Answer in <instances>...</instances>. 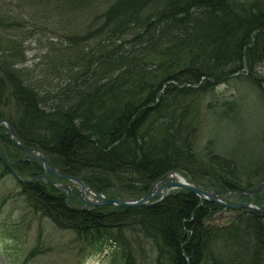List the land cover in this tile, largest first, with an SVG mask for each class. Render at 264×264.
Instances as JSON below:
<instances>
[{
    "label": "trees",
    "instance_id": "trees-1",
    "mask_svg": "<svg viewBox=\"0 0 264 264\" xmlns=\"http://www.w3.org/2000/svg\"><path fill=\"white\" fill-rule=\"evenodd\" d=\"M262 65L264 0H0V118L55 169L107 197L136 199L176 170L245 200L234 191L264 179V119L247 134L259 120H249L246 100L213 93L245 73L262 99ZM1 126L9 166L39 174L33 159L10 160L20 149ZM18 188L83 253L106 239L122 264H138L144 246L151 264H264V205L227 208L218 223L210 218L220 207L185 189L149 206L76 210L41 178ZM263 197L264 186L251 200ZM37 243L27 257L42 251Z\"/></svg>",
    "mask_w": 264,
    "mask_h": 264
},
{
    "label": "rangeland",
    "instance_id": "rangeland-1",
    "mask_svg": "<svg viewBox=\"0 0 264 264\" xmlns=\"http://www.w3.org/2000/svg\"><path fill=\"white\" fill-rule=\"evenodd\" d=\"M31 46L33 49L27 54L29 61L36 52V49H38L34 48L36 45L33 46L31 44ZM258 70L264 71V65H262V69ZM243 76L244 78L242 77L241 80L235 77L224 84H220L215 88L213 95L216 98L220 97V95L240 96L246 100L245 106L249 107L248 110H251V115L250 113L246 114L249 120L253 118L257 120L264 119V95L261 99L260 95H255L256 92H252V88L249 90L245 84L247 83V79L245 78L247 74L243 73ZM203 97L208 100L212 96L210 97L209 93H205ZM262 121L259 120V123H257L258 128L248 126L246 133L256 134L257 131L259 132L260 126H263L264 121ZM232 136L235 139L238 137V133L232 132ZM248 144L244 143L239 147H244ZM16 152L19 154L16 158H25L26 154L22 150H17ZM2 155L6 159V156ZM179 173L185 177L182 172ZM54 180L58 183L64 182L62 179L55 178ZM72 186L76 191L78 190L76 184H72ZM18 189V181L11 174L0 177V264H122V258L119 253L120 249L106 239L97 241L93 247L90 246L88 252L87 248L85 253L80 251V242L79 239L75 238V234L66 230H59L51 219L45 215H40V212L34 209L31 201L24 199V196L18 193ZM176 189L182 188L169 189L168 194ZM222 195L224 196L225 194L222 193ZM225 196L227 198L226 202L231 203L247 199L237 201L230 193H227ZM250 201L255 205H259V202L252 201L251 197ZM219 207L220 209L215 211L210 219L218 223H225L227 218L230 217L229 215L232 214V211L222 206ZM36 241H38L37 244L42 251L27 257L29 249ZM150 255L148 248L144 246V251L141 256H138L139 263L151 264L149 261Z\"/></svg>",
    "mask_w": 264,
    "mask_h": 264
},
{
    "label": "water",
    "instance_id": "water-1",
    "mask_svg": "<svg viewBox=\"0 0 264 264\" xmlns=\"http://www.w3.org/2000/svg\"><path fill=\"white\" fill-rule=\"evenodd\" d=\"M0 125L5 126L4 134L6 135V139L8 143L22 150L26 155L33 158L42 171L41 174L29 178L20 177L9 166L8 161L4 158V156L0 151V159L4 163V165L8 167L10 173L19 182H23V183H30L36 178L44 179V181L54 189L64 191V203L69 208L72 207L68 205L67 199L70 196V190L73 183L78 185L79 197L82 201V205L77 208L78 210H82L85 205H88L90 207V210L95 206H102V205H115V206H124V207L149 206L162 200L168 194L169 189L172 188L185 189L190 193L196 195L199 199V202L206 200L213 202L219 206H222L223 208L244 207L252 210H261V208L264 205V199L259 203V205H255L253 202L250 201V197L264 186V179L249 189H246L244 191H237V190L234 191L237 196H247V199L245 201L231 203V202H226L227 200L226 196L222 195V193H230L231 192L230 190H218V191L205 190L200 186L194 184L190 179L184 177L181 173H179L176 170H168L164 174L157 177L150 184L146 193L136 199L107 197L104 194H101L95 191L94 189H92L80 178L73 175L65 174L55 169L53 166L49 164L44 154L40 150L20 143L17 139L12 123L8 118L6 117L0 118ZM23 159L25 158L11 159V161L17 162ZM174 174H177L178 177L176 176L174 177ZM49 176L62 179L65 182L55 183L54 181H52V179H50ZM34 186L36 188H39L37 184H35ZM84 193L89 194L87 196L88 197L92 196L94 197V199L90 200L89 198L84 196ZM154 196L157 197L154 198Z\"/></svg>",
    "mask_w": 264,
    "mask_h": 264
},
{
    "label": "flooded vegetation",
    "instance_id": "flooded-vegetation-1",
    "mask_svg": "<svg viewBox=\"0 0 264 264\" xmlns=\"http://www.w3.org/2000/svg\"><path fill=\"white\" fill-rule=\"evenodd\" d=\"M71 196H70V198L72 199V201H73V204L71 205V207L73 208V209H76V208H78V207H80L81 205H82V201L80 200V197H79V192H78V190L76 191L75 189H74V187H72L71 188ZM74 199V200H73ZM95 208V207H94ZM83 209H85V210H90L89 209V206H86V208H83ZM82 209V210H83ZM77 210V209H76ZM93 210V209H92Z\"/></svg>",
    "mask_w": 264,
    "mask_h": 264
},
{
    "label": "bare ground",
    "instance_id": "bare-ground-1",
    "mask_svg": "<svg viewBox=\"0 0 264 264\" xmlns=\"http://www.w3.org/2000/svg\"><path fill=\"white\" fill-rule=\"evenodd\" d=\"M178 177V175L177 174H174V177ZM84 196H86L87 198H89L90 200L92 199V197H88L85 193H84Z\"/></svg>",
    "mask_w": 264,
    "mask_h": 264
}]
</instances>
